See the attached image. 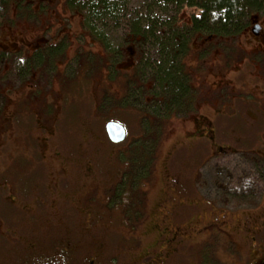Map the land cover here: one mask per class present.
Returning <instances> with one entry per match:
<instances>
[{"label": "rangeland", "instance_id": "1", "mask_svg": "<svg viewBox=\"0 0 264 264\" xmlns=\"http://www.w3.org/2000/svg\"><path fill=\"white\" fill-rule=\"evenodd\" d=\"M49 2L51 7L47 9V14H44L40 25L37 21L22 20V18L14 19V23H7L2 27L0 43L1 45L5 44L6 47L10 45L21 47L24 43L25 47H30L29 45H32L30 43L33 42V39H41V37L42 39L45 37L47 42L49 38L45 30L63 24L62 28L67 30L69 39L60 42L61 44L58 47L62 49L66 46L60 59L63 63L67 62L68 66L61 64L58 70L66 73L67 77H71L76 67L79 66L78 62L81 64L88 49L90 54H87L89 55L87 58L88 63H90L92 56L98 57L97 55L101 54V48L91 37L80 35L82 28L78 24L79 20L68 12L65 0H49ZM140 4L142 5L140 0H131L128 5V12L131 14L132 10L135 9L136 11ZM194 11V9L185 7L177 12L175 8L169 7L166 12L168 16L165 19L175 18L177 25L182 26ZM46 18L48 19L45 20ZM260 21L261 25L264 26V13L260 14ZM124 24L122 21L117 24L109 21L105 22L106 26L102 29L101 27L96 29L105 35L106 42L112 49H117V45L122 46L123 42L131 41L130 36H125L128 30ZM129 45L130 43H127L125 49ZM229 45L228 51L225 52L233 56L231 58L233 66L242 63L243 58L245 61L242 69H239L240 72L232 74L234 77L232 83L230 79L224 78L228 76L227 74L231 69L228 70L223 64H218V76L222 79L218 82V86L219 84L229 83L234 89H239L240 82H243L246 84L245 90L248 92L256 90L255 87L261 86V84L257 80L251 79L252 76H256V74H250V68L253 66V61H251L253 55L248 52H250L252 46L250 47V43L243 38L236 43L232 41ZM25 47H21L22 51L25 50ZM125 49L123 50L124 56L127 54ZM217 49L219 51V48ZM74 54H77L79 58L74 57ZM154 54V50L149 49L146 55L151 60L155 56ZM120 58V55H118V58L115 59L114 68L119 64ZM188 63L193 67L195 65L194 57ZM81 65L80 69L77 70V77L72 78L66 89L63 88L60 81L56 80L54 65L45 64V68H43L44 66L41 68L35 86L44 90L49 101L53 102L55 111L52 115L57 118V123L55 125L48 124L46 120L38 122L48 128L47 132L51 133L53 131L55 134L49 141L39 143V145H42L38 149L32 144L39 141L37 137H42L43 132L33 126L29 118V114L37 110L36 102L30 103L28 101L26 103L25 100H20L26 94L27 83L24 82L19 85L16 81H12L13 84L3 83V80L0 82V109H2L0 112V149L2 151L4 149L3 155L0 156V170L2 171L10 166L18 172V177L21 179L20 187L24 193V195L20 193L21 204L29 207L30 213L35 218L34 220L27 217L26 220L18 219L20 222H7L4 223V227L16 229L20 239L25 237L28 241L39 242V244L41 241L46 240L59 244L68 235L77 248L75 254L77 259L86 255L93 256V253L99 252L97 249L102 245L104 253L107 255L118 254L122 256L116 264H132V256L138 257L140 252L147 251L148 246L149 248L152 246V239L156 235L145 232L147 223L137 224V220H135L134 227L133 222H129L130 220L127 218L129 213L125 210H129L133 206L132 201L138 199L139 207L144 211V214L142 212L138 218L142 216V219L145 216V220L150 217L153 219L157 214V210L153 209L152 203L155 199L161 197L156 198L158 196H156L157 190H153L146 198H143L142 195L137 198L138 196L132 193L124 195L123 193H117L118 191L112 195L107 190H111L114 186L112 181H120L118 179L121 177L120 173L130 167L127 162L120 163L117 157L120 152L128 148L130 140L142 135L140 123L142 114L146 112L143 99L147 98V94H143L141 97L140 92L143 91H138V85L140 84L137 81L136 85H129L131 82L127 79V75L131 74L130 72H119L112 79H109V72L107 73L105 69L100 68L93 71L89 69L84 72L85 67ZM124 66L130 69L129 63L126 62ZM209 68V66L206 67L208 75L210 74ZM91 71L92 73H90ZM188 76L189 74H187ZM147 78H149V74H146L145 79ZM213 78L214 76L211 75L201 81L194 79L193 84L206 86V83H209ZM142 80L144 79L142 78ZM9 86H12L13 89L11 93L7 91ZM128 87H130L128 91L132 95L135 89L137 91L138 102L136 106L131 105L129 98H127ZM140 87L145 89L143 84ZM205 89L206 87H203V92ZM216 90L219 93L214 96L217 97V102L214 105L217 103V105H220L219 102L223 100L237 97L229 93L225 96L223 92L226 91L219 90L218 87ZM230 91H232V88ZM121 92L123 93L122 98L127 99L124 101L127 108L123 110L119 109V103L116 99ZM18 111V118L11 122L6 135L2 136L4 116L9 113L18 114ZM201 113L213 120V116L207 108L203 109L202 107ZM220 118L217 121L218 125L222 124L223 118ZM107 121L118 122L125 127L127 137L124 142L120 143L121 145L116 146L108 141L104 130ZM191 124L192 121L185 117V120L174 118L165 126V132H163L160 143L155 150L157 157L153 170L155 172L153 180L156 182L162 177L158 188H164L166 178H177L178 173L183 174L186 172V176L191 178V173L200 167L199 164L208 155L207 151L204 154V151L192 150L186 152L179 148L178 145L181 143L182 137L192 129ZM168 130L170 131L169 134H167ZM218 130H228V128H218ZM37 150L40 157L35 156ZM178 152H180V156H178ZM171 161H173L172 166H168ZM90 166H93L90 170L92 175L84 177V175L87 176L85 174L87 172L86 168ZM230 168L231 161L229 159H223L221 162L220 160L207 162L200 167L199 171L203 180L201 185L197 186L199 189L205 188L209 174L213 178L212 171L219 169L221 173H224L228 172ZM219 179V183L222 185L227 181L223 176ZM208 184H211L210 181ZM127 185L130 186V184ZM131 186L132 190L136 189L134 182ZM39 189L42 191L43 196L49 194L52 200L53 195L55 196L53 210L49 213H46L43 209H36L34 201L37 193H40ZM202 193L206 194L205 197L207 195L216 197L211 191L202 190ZM182 197V195L179 197L180 201ZM184 197L187 198V204L199 202L198 196L192 198V196L186 195ZM91 211L95 212L93 213L96 216L94 223L91 222ZM47 214H49V217H46ZM39 218H46L48 221H40ZM132 235L145 237L143 240L141 239L139 245L135 246L131 239ZM7 239L10 247H12L16 244V239L19 238L10 235ZM194 248L195 244L189 246L185 252L182 249V253L187 255L184 264H190L194 260V257L191 256L194 254ZM48 251L51 252L52 247ZM179 259L182 258L179 257ZM99 261L103 264H112L109 260ZM10 262L14 264L15 260H10ZM85 262L86 260H80V264H86Z\"/></svg>", "mask_w": 264, "mask_h": 264}, {"label": "flooded vegetation", "instance_id": "2", "mask_svg": "<svg viewBox=\"0 0 264 264\" xmlns=\"http://www.w3.org/2000/svg\"><path fill=\"white\" fill-rule=\"evenodd\" d=\"M199 12L195 10L191 13L190 18L184 24L190 25L192 17ZM257 25H259V29H256V33H253V28ZM57 30L60 32L61 40L59 39V41L69 39L66 29L59 27ZM241 38L246 39V42L250 43V47L252 46L250 52H247L253 55L251 59L253 66L250 68V74H256V76H252L251 79L257 80L261 86H256V90L250 92L245 90L246 84L243 82H240L239 89H234L229 83L219 84L218 86V82L222 80L218 76V64H223L228 70L231 69L227 74L229 77L225 76L224 78L230 79L232 83L234 79L232 74L240 72L239 69L243 67L244 58L238 66H233L231 62L233 56L223 50V47L226 46L225 43L230 41L228 38H216L213 35H192L189 37L188 52L183 56L184 68L186 73L189 74L187 79L192 90V97L190 106L179 108V113L176 116L181 120L188 117L192 121V129L186 132L178 145L180 149L186 152L192 150L204 151V154L207 151L208 155L199 164L200 167L212 160H220L221 162L223 159H229L231 168L224 173H221L219 169L212 171L213 178L209 174L205 188L200 189L198 186L201 185L203 180L199 171L200 167L191 173V178L186 176V172L183 174L178 173L177 178H166L164 188H158L162 177L155 182L153 180L155 172L143 173L140 187L143 198H146L153 190H157L156 196H158L156 198H161L155 199L152 203L153 209L157 210V214L153 219L150 217L145 220V216L142 219V216L138 218L142 212L144 214V211L143 209L139 211V208L134 209L135 206L128 210V213L135 215L134 221L137 220V224L147 223L145 232L156 235L152 239V246L150 245V248L148 246L147 251L140 252L138 257L132 256V264H172L173 262L184 264L187 255L182 253V249L185 252L189 246L194 244V254L191 255L194 260L190 264H264V26L261 25L260 14L253 16L249 27L233 40L237 42ZM42 40V37L41 39H33V42L30 43L32 45H29L30 47H25L23 43L21 45V47H25L23 51L21 47L13 45L6 47L5 44L2 45V49L9 56L30 55L37 50L42 54ZM51 40L54 41L53 45L58 42L57 36ZM137 41L138 38L133 39V42L131 39L130 45L125 49L126 56L124 54L119 59V64L115 68V74L119 72L131 73L127 75V79L131 82L129 85L136 84L135 76L139 73L136 66L140 54L137 51ZM57 46L58 44L54 47L57 48ZM216 47L219 48V51ZM63 49H57L54 52H58L55 54L54 61H49V63L54 64L55 78L66 89L75 76L67 77L66 73L58 70L61 64L68 66L67 62L63 63L60 59L62 56H59ZM193 57L195 65L192 67L188 62ZM126 62L130 64V69L124 66ZM2 65L3 71L0 72V75L3 76V83L11 84L12 81H16L21 85L26 82L27 91L20 100H25L26 103L28 101L30 103L36 102L37 110L30 113L29 118L32 125L43 132L42 137H37L40 142L37 141L32 144L38 149L42 145H39V143H45L55 135L53 131L51 133L47 132L48 128L38 122L46 120L48 124L55 125L57 123V118L52 115L55 111L53 102L49 101L44 90L35 86L41 68L34 72L31 78L22 81L17 79L18 77L11 69L13 61L3 60ZM207 66L210 67L208 69L209 75L206 69ZM235 70L236 72H234ZM211 75L214 78L206 83V86L193 84L194 79L201 81ZM149 87L151 89V83ZM203 87H206L204 92ZM217 87L219 90L226 91L223 92L225 96L229 93L237 97H231L230 100L219 102L220 105H217L218 103L214 105L217 102V97L214 96L219 93L216 90ZM129 88L126 92L127 98H129L131 105L136 106L138 102L137 91L135 89L132 95L128 91ZM231 88L232 91H230ZM7 91L13 92L12 86H9ZM122 97L123 93L121 92L116 98L121 110L127 108V105L124 104L127 99ZM149 103L147 101V105ZM202 107L211 112L213 120L201 113ZM18 116L19 111L18 114L9 113L4 116L2 136L6 135L11 122L16 120ZM174 116L173 114L171 117ZM219 117L223 118L221 125L217 124ZM170 119H168L167 124L172 121ZM218 128H228V130H218ZM163 132H165L164 129ZM169 133L168 130L167 134ZM108 141L112 143L109 139ZM112 144L121 145L120 143ZM2 153H4V149L3 151L0 149V156L3 155ZM39 154L37 150L35 156L37 157ZM90 167L86 168L87 172L85 174L87 176L84 175V177L92 175L90 170L93 166ZM221 176L227 179L223 185L219 183ZM209 181L211 184H208ZM112 184L114 186L109 190L110 192L107 191L110 194L116 184L120 185V181L114 180ZM20 185L21 179L15 169L9 166L2 171L0 170V264H13L10 260H15L14 264H80V260H86V264H103L99 260H109L112 264H116L117 260L122 257L118 254L107 255L101 245L97 249L99 252L93 253V256L86 255L77 259L75 256L77 248L68 235L59 244L53 243L51 240L41 241L39 244V242H30L25 237H23L24 240L20 239L16 229L4 227V223L20 222L18 219L21 218L26 220L29 217L35 220L33 214L30 213V208L21 204L20 193H23V191ZM33 187L35 188L34 184ZM130 189H132V186ZM202 190L211 191L216 197L210 195L205 197L206 194H203ZM39 191L40 193H37L34 201L36 209H43L46 213H49L53 210L55 196L53 195L52 200L49 194L43 196L42 191L40 189ZM181 195L183 197L180 201L179 197ZM186 195L192 196V198L198 196L199 202L187 204V198L184 197ZM224 202L227 203L224 204ZM91 212V222L94 223L96 216L93 213L95 212ZM46 217H49V214ZM39 219L40 221H48L46 218ZM132 224L135 227L134 222ZM10 235L19 238L16 239L17 242L12 247H10L7 239ZM144 237L132 235L131 239L133 244L137 246ZM51 247L52 251L49 252L48 250ZM179 257L182 259H179Z\"/></svg>", "mask_w": 264, "mask_h": 264}, {"label": "trees", "instance_id": "3", "mask_svg": "<svg viewBox=\"0 0 264 264\" xmlns=\"http://www.w3.org/2000/svg\"><path fill=\"white\" fill-rule=\"evenodd\" d=\"M130 2L131 0H65V6L71 15L78 18V24L82 28L80 35L91 37L101 48V54L99 53L98 57L92 56L90 63L87 58L90 50H87L81 61L82 65L78 62L79 66L74 71L75 77L78 75L80 65L85 67L84 72L103 68L109 72V79L115 76L114 61L118 55L120 57L124 55L123 50L130 41L123 42L122 46L117 45V49H112L106 42L105 35L96 29L106 26L105 22L117 24L122 21L128 30L125 36H130L132 42L138 38L137 51L140 54L136 66L139 73L135 77L140 85L145 86L143 89L138 85V91H143L140 92L141 97L147 94V98L143 99L146 112L142 114L140 123L142 135L130 140L128 148L117 157L120 163L127 162L130 167L120 173V185L116 184L111 194L114 195L118 191L117 193L124 195L132 193L139 198V195H142L140 187L143 173L154 172L157 157L155 150L160 143L165 128L163 126L168 123L169 118H176L179 108L190 106L192 90L183 61V56L188 52L189 37L213 35L216 38H228L230 41L223 47L224 51H228L229 44L232 41L236 43L233 39L249 27L252 16L264 13V0H140L142 5L140 4L136 11L132 10L131 14L128 12ZM49 7H51L49 0H0V32L5 24H12L19 18L37 21L40 25ZM169 7L175 8L177 12L185 7L200 12L192 17L190 25L178 26L175 18L165 19ZM62 26L63 24L52 29L46 28L49 43L45 42L44 37L42 54L37 50L30 55L9 56L3 52L0 43V72L3 71V60L13 61L11 67L13 73L17 79L26 81L39 68L51 64L49 61H54L55 54L58 53L54 52L61 44L57 28ZM56 36L57 48L54 47L57 44L53 45L54 41L51 40ZM149 49L155 53L151 60L146 55ZM62 55L63 51L59 56ZM73 56L77 57V54ZM147 72L149 78L145 79ZM142 78L144 80H141ZM1 80L3 76L0 75V82ZM147 101L150 102L148 105ZM173 114L175 116L171 117ZM173 161L168 166H172ZM132 182L136 184L135 190L127 185ZM137 200L132 201L133 206L136 205L135 209L139 208L141 211ZM135 218V215L129 212L130 222H134Z\"/></svg>", "mask_w": 264, "mask_h": 264}, {"label": "water", "instance_id": "4", "mask_svg": "<svg viewBox=\"0 0 264 264\" xmlns=\"http://www.w3.org/2000/svg\"><path fill=\"white\" fill-rule=\"evenodd\" d=\"M257 26L253 28V33H256ZM105 131L107 134L108 139L112 143H121L124 141L126 137V131L124 127L114 121H109L105 125Z\"/></svg>", "mask_w": 264, "mask_h": 264}, {"label": "clouds", "instance_id": "5", "mask_svg": "<svg viewBox=\"0 0 264 264\" xmlns=\"http://www.w3.org/2000/svg\"><path fill=\"white\" fill-rule=\"evenodd\" d=\"M257 29H259V25H257Z\"/></svg>", "mask_w": 264, "mask_h": 264}]
</instances>
